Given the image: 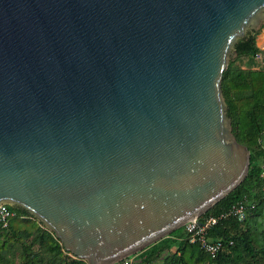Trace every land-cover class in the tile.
<instances>
[{
	"label": "water",
	"instance_id": "1",
	"mask_svg": "<svg viewBox=\"0 0 264 264\" xmlns=\"http://www.w3.org/2000/svg\"><path fill=\"white\" fill-rule=\"evenodd\" d=\"M264 0H0V205L88 264L138 254L247 177L223 95Z\"/></svg>",
	"mask_w": 264,
	"mask_h": 264
},
{
	"label": "trees",
	"instance_id": "2",
	"mask_svg": "<svg viewBox=\"0 0 264 264\" xmlns=\"http://www.w3.org/2000/svg\"><path fill=\"white\" fill-rule=\"evenodd\" d=\"M258 33L250 29L238 40L235 45L238 54L229 60L222 80L233 132L251 152L250 169L243 182L203 216L219 215L244 198L254 207L243 222L230 217L210 228L211 237L227 240L226 247L216 257L204 252L199 244L180 239L182 227L138 253L134 264H264V67L235 65L242 56L255 59L264 52L257 44ZM9 207L15 215L8 228L0 229V264L15 263L10 256L12 244H21L17 264H88L70 255L61 240L27 209ZM229 240H233V245H229Z\"/></svg>",
	"mask_w": 264,
	"mask_h": 264
},
{
	"label": "built area",
	"instance_id": "3",
	"mask_svg": "<svg viewBox=\"0 0 264 264\" xmlns=\"http://www.w3.org/2000/svg\"><path fill=\"white\" fill-rule=\"evenodd\" d=\"M255 59L258 62L263 63V53H258ZM253 207L254 204L248 198H244L232 205L228 211L222 212L219 215H209L204 217L203 214L199 217L201 223L188 222L183 226V236L180 239L187 240L190 243H197L204 252L212 257H216L218 253L226 247L227 240L211 237L209 235L210 228L217 225L219 221L226 220L230 217L235 218L239 222H243L246 220L249 211ZM14 215L15 212H13L9 205L2 203L0 205V229L8 228L10 226V220ZM228 242L229 245H233V240H229ZM136 255L137 254L125 258V264H134V258Z\"/></svg>",
	"mask_w": 264,
	"mask_h": 264
},
{
	"label": "rangeland",
	"instance_id": "4",
	"mask_svg": "<svg viewBox=\"0 0 264 264\" xmlns=\"http://www.w3.org/2000/svg\"><path fill=\"white\" fill-rule=\"evenodd\" d=\"M262 31L264 32V24H263L261 30H259V33L258 34H260V32H262ZM256 61H257L256 59H252V58L249 59L247 56H242L241 58H239L238 60L235 61V65L236 66H239V65L240 66L241 65L242 66L243 65L246 66L247 64H252L253 62L255 63ZM11 246H13L12 247L13 248V251H12V254H10V256H11L12 259H14V261H15L14 264H17L18 261H19V258L18 257H19L20 252H21V244H16V245L15 244H12ZM36 246L38 247L39 244L37 243ZM70 255H72V254H70Z\"/></svg>",
	"mask_w": 264,
	"mask_h": 264
},
{
	"label": "crops",
	"instance_id": "5",
	"mask_svg": "<svg viewBox=\"0 0 264 264\" xmlns=\"http://www.w3.org/2000/svg\"><path fill=\"white\" fill-rule=\"evenodd\" d=\"M257 44L262 48L264 49V32H260V34H258L257 36ZM263 55H264V52H263ZM252 67L254 69H258V68H262L264 67V62L263 63H258L257 61L254 63H252Z\"/></svg>",
	"mask_w": 264,
	"mask_h": 264
}]
</instances>
